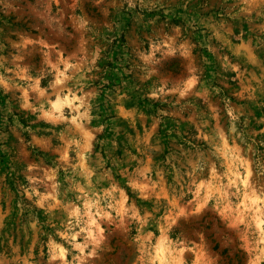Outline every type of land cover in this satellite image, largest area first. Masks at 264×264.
Instances as JSON below:
<instances>
[{"label": "rangeland", "instance_id": "1", "mask_svg": "<svg viewBox=\"0 0 264 264\" xmlns=\"http://www.w3.org/2000/svg\"><path fill=\"white\" fill-rule=\"evenodd\" d=\"M0 264H264V0H0Z\"/></svg>", "mask_w": 264, "mask_h": 264}, {"label": "trees", "instance_id": "2", "mask_svg": "<svg viewBox=\"0 0 264 264\" xmlns=\"http://www.w3.org/2000/svg\"><path fill=\"white\" fill-rule=\"evenodd\" d=\"M213 247H215V244L213 245Z\"/></svg>", "mask_w": 264, "mask_h": 264}]
</instances>
